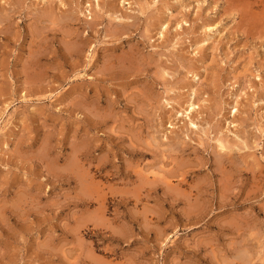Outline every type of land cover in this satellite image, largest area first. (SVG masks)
<instances>
[{"label":"rangeland","instance_id":"rangeland-1","mask_svg":"<svg viewBox=\"0 0 264 264\" xmlns=\"http://www.w3.org/2000/svg\"><path fill=\"white\" fill-rule=\"evenodd\" d=\"M0 264H264V0H0Z\"/></svg>","mask_w":264,"mask_h":264},{"label":"bare ground","instance_id":"bare-ground-1","mask_svg":"<svg viewBox=\"0 0 264 264\" xmlns=\"http://www.w3.org/2000/svg\"><path fill=\"white\" fill-rule=\"evenodd\" d=\"M73 45H75V44H73ZM82 45H83V44H82ZM112 65H113V64H112ZM142 69H143V68H142ZM109 71H110V70H109ZM86 77H87V76H86ZM143 95H144V94H143ZM76 105H77V104H76ZM191 107L194 108L193 105H191ZM81 108H82V107H81ZM192 108H191V109L189 108V109L192 110ZM69 112H71V111H69ZM101 119H102V118H101ZM111 132H113V131H111ZM140 138H141V137H140ZM220 148H221V149H225V146L223 145L222 142L220 143ZM79 149H80V148H79ZM101 161H102V160H101ZM69 167H70V166H69ZM78 169H79V168H78ZM168 173H169V172H168ZM85 183H86V182H85ZM175 191H176V190H175ZM186 196H187V195H186ZM232 220H233V219H232Z\"/></svg>","mask_w":264,"mask_h":264}]
</instances>
